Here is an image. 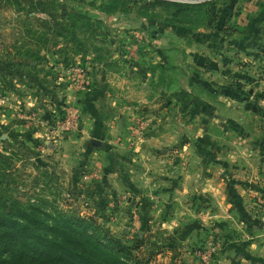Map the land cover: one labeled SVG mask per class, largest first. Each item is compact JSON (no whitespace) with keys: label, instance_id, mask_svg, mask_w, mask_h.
I'll use <instances>...</instances> for the list:
<instances>
[{"label":"rangeland","instance_id":"rangeland-1","mask_svg":"<svg viewBox=\"0 0 264 264\" xmlns=\"http://www.w3.org/2000/svg\"><path fill=\"white\" fill-rule=\"evenodd\" d=\"M36 1L45 5L35 9ZM263 41L264 0H0L4 194L41 215L97 222L132 248L131 264H228L229 228L211 217L206 199L185 207L161 186L154 220V201L135 184L147 180L133 182L131 154H111L120 145L110 139L131 152L133 137L149 127L136 85L161 89L159 100L164 87L189 88L197 103L185 108L188 121L215 136H227V121H264ZM178 115L173 109L179 127ZM194 133L189 127L188 144L201 153L207 146ZM161 176L155 180L168 185ZM113 187L140 198L127 196L120 214L105 207ZM211 242L219 249L203 262L194 252Z\"/></svg>","mask_w":264,"mask_h":264},{"label":"crops","instance_id":"crops-1","mask_svg":"<svg viewBox=\"0 0 264 264\" xmlns=\"http://www.w3.org/2000/svg\"><path fill=\"white\" fill-rule=\"evenodd\" d=\"M262 47L264 51V41ZM142 60L138 61L139 67L145 65ZM134 89L144 94L138 95V102L148 100L146 106L151 117L148 116L146 121L148 124L150 122L149 127L145 134L133 137L134 147L131 152L121 149L125 143L123 139H110L120 145V148L110 153L118 158H125L127 152L131 154L133 161L128 168L131 179L133 182L147 180L144 187L143 184H135L144 191L146 189V196L154 201V204L148 206L154 208V220L160 217L156 209L163 205L162 198L167 191L175 192L173 203L185 202V207L188 200L203 197L207 205L211 206V217L218 222L224 220L228 225L226 248L227 252L232 253L228 256V264H264V121H227V136H215L204 128L202 121H188L189 115L185 108L190 103H197L189 88L164 87L163 98L160 100L157 96L160 88L157 90V87L145 84L136 85ZM140 106L145 107L144 104L136 105L137 108ZM173 109L179 111V127L173 121ZM83 117L85 121L93 122L92 115L85 113ZM173 123L177 128H173ZM104 124L106 130L110 123ZM189 127L195 128L194 135L202 141L203 146H207L205 151L200 153L192 150L188 143L189 139L195 138L188 136ZM100 141L103 146L102 139ZM145 144L147 149H143ZM157 174L163 175L161 180L168 185L156 181ZM172 176L175 178L173 184ZM161 186L166 187L164 193L158 190ZM113 188L112 194L105 193V207L109 202V205L121 211L120 214L124 213L122 211L127 196L130 199L140 198L139 192L133 197L126 195V187ZM131 188H134L133 184ZM132 209L136 212L135 208Z\"/></svg>","mask_w":264,"mask_h":264},{"label":"trees","instance_id":"trees-1","mask_svg":"<svg viewBox=\"0 0 264 264\" xmlns=\"http://www.w3.org/2000/svg\"><path fill=\"white\" fill-rule=\"evenodd\" d=\"M133 257L97 222L41 215L34 203L8 198L0 183V264H131Z\"/></svg>","mask_w":264,"mask_h":264},{"label":"built area","instance_id":"built-area-1","mask_svg":"<svg viewBox=\"0 0 264 264\" xmlns=\"http://www.w3.org/2000/svg\"><path fill=\"white\" fill-rule=\"evenodd\" d=\"M220 244L213 242L210 243V249L201 248L194 252V255L203 262H209L212 258V254L214 251L219 249Z\"/></svg>","mask_w":264,"mask_h":264},{"label":"water","instance_id":"water-1","mask_svg":"<svg viewBox=\"0 0 264 264\" xmlns=\"http://www.w3.org/2000/svg\"><path fill=\"white\" fill-rule=\"evenodd\" d=\"M91 142L95 146H101L102 145V142L97 138H93Z\"/></svg>","mask_w":264,"mask_h":264}]
</instances>
